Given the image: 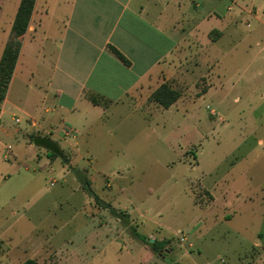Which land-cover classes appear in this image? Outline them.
<instances>
[{"label":"rangeland","instance_id":"1","mask_svg":"<svg viewBox=\"0 0 264 264\" xmlns=\"http://www.w3.org/2000/svg\"><path fill=\"white\" fill-rule=\"evenodd\" d=\"M179 1L182 12L189 5L187 16L216 9L221 18L212 16L209 25L217 29L230 2L255 3L209 47L219 59L211 74L196 70L198 56L174 61L173 70L192 74L158 81L87 115L45 113L52 95L41 105L30 93L23 109L37 117L68 165L26 144L25 114L3 116L0 264H264V0L219 6L197 0V9ZM162 84L180 95L168 109L151 100ZM68 166L86 171L107 209ZM110 209L130 214L140 235L169 244L155 255Z\"/></svg>","mask_w":264,"mask_h":264},{"label":"crops","instance_id":"2","mask_svg":"<svg viewBox=\"0 0 264 264\" xmlns=\"http://www.w3.org/2000/svg\"><path fill=\"white\" fill-rule=\"evenodd\" d=\"M213 1L219 6L227 0ZM196 2L190 0V7L202 6ZM253 2L249 7L230 2L226 8L228 17L219 20L221 28L217 29L209 25L212 16L221 18L216 9L205 15L187 16L189 5L182 12L179 0H35L27 30L18 39L19 56L0 103V125L3 116L13 110L25 114L29 119L26 144L35 149L33 140L48 138V132L37 117L23 109V100L30 93L42 98L41 105L52 95V108H45V113L77 110L87 115L94 109L112 108L158 81L165 83L173 77L192 74L173 70L170 63L174 61L188 63L198 56L196 70L211 74L219 59L208 54L209 47L225 38L227 29L236 25L244 8L255 9ZM19 4L20 0H0V59ZM110 47L120 52L129 65L122 63ZM180 71L185 74L182 76ZM71 87H75L74 92ZM213 89L216 86L203 96ZM90 96L101 98L108 105H94ZM14 121L20 122L18 117ZM129 216L132 224L135 220Z\"/></svg>","mask_w":264,"mask_h":264},{"label":"trees","instance_id":"3","mask_svg":"<svg viewBox=\"0 0 264 264\" xmlns=\"http://www.w3.org/2000/svg\"><path fill=\"white\" fill-rule=\"evenodd\" d=\"M34 5H35V0H20V4L12 24L9 40L7 41L4 47L0 59V103L4 100L6 96L7 89L15 68V64L19 56L20 43L18 39L21 36H23L27 30ZM110 50L122 63H124L125 65H129V62L126 60V58L115 48L110 47ZM179 97L180 95L178 91L172 89L167 84H162L151 94V100L164 109L170 108L179 99ZM89 98L91 103L94 105L106 106L104 105L105 101H103L101 98H98L96 96H90ZM47 155L50 158L58 157L57 155L53 154L50 151H47ZM61 159L64 164L66 165L69 164L68 158L65 157L64 155L61 157ZM68 167L72 171L76 179L79 181L82 189L85 190L89 196L93 197L95 203L98 204L102 209H107L109 205L102 202L97 197V195H95L94 192L92 191L91 183L86 174V171L71 166ZM110 211L115 216V218H117L120 222L123 223L124 228H126L129 231L132 237H134L138 241L148 246L149 249L155 255H158L169 244L168 240L150 241V239L147 238L146 236L137 233L136 229L131 224L129 214L118 212L115 209H110ZM21 264H39V263H37L35 260L27 259ZM173 264H179V263H173Z\"/></svg>","mask_w":264,"mask_h":264},{"label":"water","instance_id":"4","mask_svg":"<svg viewBox=\"0 0 264 264\" xmlns=\"http://www.w3.org/2000/svg\"><path fill=\"white\" fill-rule=\"evenodd\" d=\"M33 144L37 147H42L45 150L52 152L53 154L57 155L58 157L63 156V154H62L60 148L57 146V144H55L53 141H51L48 138H44V137L35 138L33 140ZM150 241H153V240H150Z\"/></svg>","mask_w":264,"mask_h":264},{"label":"built area","instance_id":"5","mask_svg":"<svg viewBox=\"0 0 264 264\" xmlns=\"http://www.w3.org/2000/svg\"><path fill=\"white\" fill-rule=\"evenodd\" d=\"M16 122H18V120H16ZM10 148L8 147V150H9ZM181 241H184V239L183 238H181Z\"/></svg>","mask_w":264,"mask_h":264}]
</instances>
